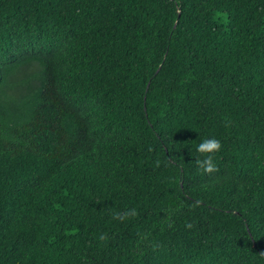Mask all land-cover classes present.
Wrapping results in <instances>:
<instances>
[{"label":"trees","instance_id":"trees-1","mask_svg":"<svg viewBox=\"0 0 264 264\" xmlns=\"http://www.w3.org/2000/svg\"><path fill=\"white\" fill-rule=\"evenodd\" d=\"M0 264H264V0H0Z\"/></svg>","mask_w":264,"mask_h":264},{"label":"clouds","instance_id":"clouds-1","mask_svg":"<svg viewBox=\"0 0 264 264\" xmlns=\"http://www.w3.org/2000/svg\"><path fill=\"white\" fill-rule=\"evenodd\" d=\"M221 143L219 140L215 138L204 139L201 143H199L196 147V151L200 154H208L203 160H197V164L199 167L206 173H213L217 170L216 164L213 162L212 154L221 150ZM135 209L129 211L126 216L117 215V219L123 220L126 219L127 216H135ZM191 227V225H189Z\"/></svg>","mask_w":264,"mask_h":264}]
</instances>
